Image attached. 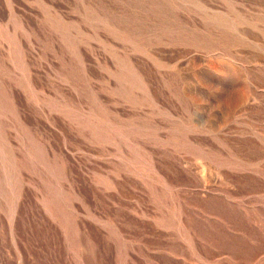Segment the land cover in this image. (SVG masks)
I'll return each mask as SVG.
<instances>
[{
  "label": "rangeland",
  "instance_id": "rangeland-1",
  "mask_svg": "<svg viewBox=\"0 0 264 264\" xmlns=\"http://www.w3.org/2000/svg\"><path fill=\"white\" fill-rule=\"evenodd\" d=\"M0 264H264V0H0Z\"/></svg>",
  "mask_w": 264,
  "mask_h": 264
}]
</instances>
